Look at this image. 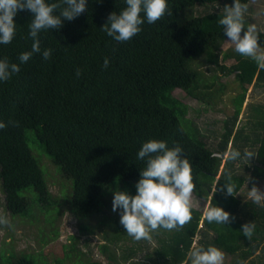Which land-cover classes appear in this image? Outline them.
<instances>
[{
	"label": "trees",
	"instance_id": "1",
	"mask_svg": "<svg viewBox=\"0 0 264 264\" xmlns=\"http://www.w3.org/2000/svg\"><path fill=\"white\" fill-rule=\"evenodd\" d=\"M250 1L241 0L248 6ZM232 3L168 0L170 14L155 23L145 22L131 40L116 42L102 28L112 12L126 7L124 0H88L80 16L65 19L59 30L42 31L41 49L51 48V57L44 60L34 54L20 65L19 73L0 82V121L6 124L0 129V191L11 219L20 216L24 221L38 214L45 220L43 211L57 208L56 217L49 215L46 223L52 225L68 211L78 219L83 234L94 233L97 225L119 232L123 229L120 217L108 215L112 202L106 198L111 199L117 190L135 195L141 169L146 166V160L137 159L142 143L166 140L169 147H182V155L192 164V194L203 205L211 196L209 207L228 211L231 222L209 223L202 209L191 207L192 219L184 226L151 232L159 246L153 255L146 254L148 263L139 262L137 248L127 247L128 253L124 250L118 257L116 250L109 252L103 245L107 264L130 259H135L132 264H191L189 251L201 246H216L225 256L237 257L231 264H264V202L238 197L246 183L253 186L264 175V169L257 165L251 169L247 159L230 157L232 150L249 151L264 165V111H259L261 117L256 116L252 126L236 129L249 86L264 89V68L239 53L230 68L221 64V54L222 59L233 54L221 50L228 37L218 20L224 7ZM198 6L204 11L188 14ZM32 16L22 10L14 17L16 35L11 43L0 44V58L19 64V55L31 50L28 25ZM245 23L249 24L246 15ZM258 42L264 47V33H259ZM105 57L110 61L106 68ZM200 58L219 66L227 77L236 73L241 85L234 101L236 111L213 144L188 118L189 106L174 95L182 89L191 98L210 103L217 82L215 91H222L225 85L216 81L214 69L208 68L214 74L208 77L196 64ZM247 129L251 132L246 133ZM32 135L43 152L36 150L38 157L29 143ZM227 152L220 170L221 155ZM41 156L60 167V198L51 191ZM227 183L233 194H228ZM250 222L255 225L251 239L242 231ZM199 231L202 237L194 246ZM3 247L0 264H41L36 255L17 253L14 247L13 252H6ZM77 264L102 263L80 259Z\"/></svg>",
	"mask_w": 264,
	"mask_h": 264
},
{
	"label": "clouds",
	"instance_id": "2",
	"mask_svg": "<svg viewBox=\"0 0 264 264\" xmlns=\"http://www.w3.org/2000/svg\"><path fill=\"white\" fill-rule=\"evenodd\" d=\"M87 3L88 0H0V44H9L14 39L17 26L14 17L18 12L29 10L33 14L28 25V36L33 41L31 50L19 55V64L0 58V82L19 73L20 65L28 62L34 54H40L44 60H48L53 50L41 49L40 33L49 29L59 30L65 19L71 21L80 16ZM124 3L126 7L120 12H112L102 28L116 42L131 40L142 30L141 25L145 22L155 23L169 13L168 0H124ZM247 9V3L233 0L232 5L224 7V15L218 23L228 40L235 44L237 53L251 57L258 67L264 68V47L258 42L260 32L255 23L246 25L244 14ZM109 63V58L105 57L104 67H108ZM77 75H80L79 70ZM5 127L6 124L0 121V129ZM182 154V147H169L166 140L143 142L137 152V159L146 160V166L141 169L136 194L121 190L114 192L113 211L120 212V223L136 240L151 239L152 231L160 228L177 229L192 219V164ZM253 156L249 151L243 154L239 150L230 152L233 160L250 159ZM256 190L253 188L254 195ZM227 192L233 194L230 183H227ZM205 216L209 223L229 225L231 222L230 213L219 206L207 208ZM0 223L7 224L8 221L0 218ZM254 228L253 223H245L242 231L251 239ZM188 256L191 264H224L225 260V253L216 246L194 247Z\"/></svg>",
	"mask_w": 264,
	"mask_h": 264
},
{
	"label": "rangeland",
	"instance_id": "3",
	"mask_svg": "<svg viewBox=\"0 0 264 264\" xmlns=\"http://www.w3.org/2000/svg\"><path fill=\"white\" fill-rule=\"evenodd\" d=\"M203 11L204 8L198 6L193 9L192 12H188V14L198 15ZM245 15L249 18V24L255 23L258 31L264 33V0H251ZM221 50L224 53L232 52L233 54V57H230L229 59H222L223 56L221 54V64L223 66L230 68L232 65L237 63V58L235 56L237 55V52L235 51V44L233 42L229 40L226 41ZM205 61V58H200L196 61V64L208 77L214 75L213 71L208 68L211 67L214 69L215 74L218 77L216 81H220L225 85L222 88V91L219 93L215 91L219 87V82H217L214 90L216 93L213 94L212 99H210L212 100L210 103H203L195 100L188 96L182 89H176L174 91V95L189 106L190 110L188 118L191 119L196 126H198L202 134L209 140L207 141L213 144L215 141H218L219 137L223 134L224 122L227 119L232 118L236 111L234 101L239 94L241 85L238 81H236V73L227 77L224 75L219 66H210L206 64ZM260 110L264 111V89L254 87L252 84L248 88V92L237 121L236 129L244 126H252L255 122V117H261L259 112ZM249 132H251L250 129H247L246 133ZM29 143L35 154L36 150L42 152L41 148L35 143L33 135L30 136ZM247 149L250 148L247 147ZM46 156H41L40 160L45 167L44 170L46 171L47 180L50 182L51 191L54 195L59 196L60 198L61 195L59 186L63 175L60 171V167L50 162L48 158L46 159ZM227 157L228 152L223 157L220 170H222ZM246 163L251 169H253L254 165L264 169V165L257 163L255 157L247 159ZM220 174L221 172L218 174L217 179ZM253 188L257 189L255 195L253 194ZM71 192L72 185L70 193ZM238 197L247 201L253 200L258 203L264 202V175L260 177L253 186L246 183L240 191ZM210 198L211 196L209 197L208 202L203 205V201L192 194L191 207L202 209L203 217H205L206 209L209 208ZM106 199L109 202H112L111 210L108 211V215L111 216L113 214L116 217H120L119 211H113V197L111 199ZM43 212L45 220L49 221V215L55 214L54 218L56 217L57 208L53 211L49 210ZM0 218L8 221L7 224L0 226V246H4L2 249L6 252H13L15 250L17 253H31L32 255H36L38 257L41 264H77L80 259L107 264L108 260L106 258V254L104 255L101 252V246L103 245L107 247L109 252L116 250L118 257L122 256L124 250L125 253H128V251L126 252L127 247L137 248V250L140 251V253L137 251V258L139 259V262L148 263L150 260L145 257L146 254L151 253V255H153L154 250L159 246L157 238L151 236V239L136 240L126 232L124 227L123 229L120 228L118 232L116 231L117 229L113 230L114 227L109 228L108 230L105 225H97L94 233L88 235L83 234L79 230L78 219H76V217L68 211L58 216L52 225L50 223H46L42 215L38 218V214L36 216L31 215L30 218H27L28 220L24 221L23 219H20V216H12L11 219L10 213H8L5 206H3V195L1 191ZM105 235H108V237ZM201 237L202 234L201 231H199L194 238V246H197L200 243ZM114 238H120V240L115 241ZM128 238L129 240L134 239L135 241H128ZM78 253H80V255H78ZM235 259H237V257L225 256L224 264H231L236 261ZM133 260L130 259L128 262L124 263L119 262V264H132ZM113 264H115V262Z\"/></svg>",
	"mask_w": 264,
	"mask_h": 264
},
{
	"label": "water",
	"instance_id": "4",
	"mask_svg": "<svg viewBox=\"0 0 264 264\" xmlns=\"http://www.w3.org/2000/svg\"><path fill=\"white\" fill-rule=\"evenodd\" d=\"M221 156H222V157H224V156H225V154H222Z\"/></svg>",
	"mask_w": 264,
	"mask_h": 264
}]
</instances>
